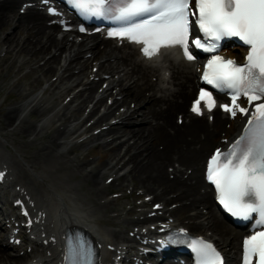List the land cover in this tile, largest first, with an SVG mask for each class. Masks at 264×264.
I'll return each instance as SVG.
<instances>
[{
	"label": "bare ground",
	"instance_id": "6f19581e",
	"mask_svg": "<svg viewBox=\"0 0 264 264\" xmlns=\"http://www.w3.org/2000/svg\"><path fill=\"white\" fill-rule=\"evenodd\" d=\"M19 2L20 0H0V34L9 28L12 29L2 39L0 35V45L7 48L5 53L11 59L9 66H13L17 58L23 55L25 61L19 70L23 64H35L29 74L40 72L41 75L30 84L29 94H24L23 91L18 93L17 105L8 109H3L0 106V129L5 131V135L2 133L5 137L8 136V128L12 127L11 133L13 134L23 137L33 136L29 140L30 142L39 138L44 139L41 147L35 151V159L24 154L21 148L20 151L29 162L27 167L35 170L32 175L39 179L45 185V191L50 193L46 203H36L37 210L34 214L38 218L36 223L39 235H43V237L41 236L42 240H50L45 249L51 248L52 244L57 245L54 232H61L72 226L87 228L102 243L104 253L109 252L107 249L109 244L119 245L121 241L135 242L129 236L108 228L109 223L113 221L108 213L115 212L118 215V210L117 206L113 207L112 201L108 199V195L111 193L110 185L103 179L113 175L118 188H124L125 182L130 178V183L133 186L141 187L144 191L149 192V195L157 198L158 203L162 206L160 209L165 210V213L168 212L170 216H176L181 220L188 218L199 220V222H189L188 224L196 232L209 230L216 234L219 245L226 253L227 261L229 264H235L242 235L224 225L214 213L210 189L202 175V159L209 144L215 142V145L219 143V145L225 146L237 135L243 123L242 117L230 121L228 117L220 114L221 111L215 110L212 113L213 121L208 122L203 116L199 117L194 112H190L186 103L196 89L195 67L182 60L176 61L174 57L170 58L173 54L168 55L169 58L165 60V63L169 61V76L167 77L165 74L162 79L159 77L158 82L151 78L160 75L159 70H161L163 62L154 66L147 63L139 65L138 55L131 48H113L110 44H106L108 42H102L106 45L103 48L92 44L86 50L92 49L94 58L92 60L91 58L80 59L79 56L86 51L84 47L89 43L79 44L78 48H75L77 45L75 41L70 44L66 41V35L63 37L57 35L58 27L56 25L46 23L47 15L42 10L29 8L26 13L21 14L17 9ZM229 54L235 55L231 51ZM113 56L117 58L118 65H112L107 60V62L103 61L97 65L99 68L96 74L107 71L113 73L112 76H114V73H117L118 69L122 67L128 75L127 79L113 78L110 80L109 86L103 90L104 93L115 99L113 90L119 86L120 90L117 94L124 95L121 102L114 100L112 105H107L105 96L100 94L96 97L97 92L100 91V83H92L89 80L84 81V79L89 77L90 73H94L92 70L89 72L93 60L98 63L97 61L103 57L111 58ZM77 67L78 70L75 72ZM60 70H63L62 73H59ZM67 72H69L68 75H66ZM42 78L49 82V86L46 88V91L49 90L48 92L52 91V87L53 90H56L62 86L60 96L63 97L69 95L74 89V82H78L77 85L81 83L86 86L53 114L49 127L31 124L27 120V117L33 115L42 118L51 111V109L40 107V102H35L37 96H34L29 102L31 111L26 116L21 115L26 105L22 102L23 99L35 92L37 85L42 82ZM22 79L23 77L19 78L14 84L15 89L20 85ZM70 79H73V83H70ZM132 79L135 80L127 86L125 80ZM167 80L171 86L161 87L160 85L163 84L161 82ZM158 90L163 93L159 94ZM58 98L59 96L56 102ZM74 102L77 103L73 105ZM89 103H92V107L89 114L83 118L81 117L82 113ZM132 103L134 107L136 105L134 109L130 106ZM56 104L60 105V101ZM101 105L105 106V112L95 120L93 126L90 125L91 128L100 126L101 123L112 118L115 122L132 118L143 119L144 123L139 126L129 124L121 126L111 123L107 130L101 128L99 132H93L87 137V142L104 139L102 143L95 146L104 151L97 152L98 156L95 160L90 161L86 157L81 158V156L71 157L72 149H67L66 141H62H68L67 134L70 129L67 123L71 117H74L79 130L91 114H97ZM113 105H115L114 108H112ZM121 106H126V110L121 112ZM140 112L143 115L142 118H138ZM179 114H182V125L172 120L176 119ZM187 116L189 119H186ZM225 122L232 123L229 129L224 125ZM223 133L225 135L222 137H227L229 140L224 142L221 140ZM116 134L118 137L115 138ZM111 136L112 138L109 139L108 137ZM124 136L127 138L122 140ZM117 138H121L119 143L116 142ZM130 140L133 142L130 143ZM127 143L129 145L125 147ZM87 147L91 146L88 144ZM65 157L69 158L68 160L74 168L69 165L72 172L63 179L66 184L70 185L73 184L72 181L77 182L76 185H71V188L68 189H64L63 184L55 183L49 179L48 173L50 172L46 169L48 166L52 168L55 166L64 172V164L67 163L63 160ZM113 160L115 162L112 163ZM126 166H129V169L121 174V170H124ZM187 168H192L190 175L185 171ZM59 169L57 170L59 171ZM0 170H7L8 175L12 176L16 183L23 184L25 190L33 193L30 188L33 183H30L26 171L16 161H8ZM78 174L79 176L82 174L83 178L76 179L75 176L78 177ZM59 181L64 180L60 179ZM77 191H82L85 195H81V198L71 197L73 194H78ZM25 200L28 201L27 198ZM172 203H178L179 207L171 209L169 205ZM139 205L145 206L146 202L142 201ZM101 208L105 209V215L98 214V210ZM132 210L134 209L132 208ZM192 211L194 212L192 213ZM165 219L163 214L155 218L145 216L142 219H133L127 225L135 223L139 226L146 222L153 224L156 221L165 222ZM248 224L250 222L246 223V226ZM175 226L180 225L176 224ZM148 231L151 232V230ZM31 240L36 246H39L37 239L31 238ZM32 258H38L35 262L38 264H57L60 260V253L56 252L55 247H52L50 254L40 255L36 248ZM1 262L24 264L20 257L10 255L7 250L0 248Z\"/></svg>",
	"mask_w": 264,
	"mask_h": 264
},
{
	"label": "snow or ice",
	"instance_id": "6c2138e0",
	"mask_svg": "<svg viewBox=\"0 0 264 264\" xmlns=\"http://www.w3.org/2000/svg\"><path fill=\"white\" fill-rule=\"evenodd\" d=\"M117 14L121 22L108 32L142 44L148 58L162 47L179 46L188 60L195 56L189 49L190 33H202L191 40L196 49L216 53L224 38H239L250 46L245 61L212 55L205 65L203 80L212 89L230 94L231 103L220 104L225 112L249 114L238 100L247 103L264 101V0H119ZM80 8L103 16L112 0H72ZM194 8L198 11H193ZM190 17H195L191 19ZM81 31H84L81 28ZM201 102L211 112L217 107L213 92L201 88L192 111L202 114ZM246 135L226 153L217 150L209 163L208 178L220 192V202L236 217L245 219L257 213L258 224L264 225V102L255 104L248 119ZM199 264H223L220 254L209 243L193 240ZM243 264H264V231H257L244 241Z\"/></svg>",
	"mask_w": 264,
	"mask_h": 264
},
{
	"label": "rangeland",
	"instance_id": "374dc122",
	"mask_svg": "<svg viewBox=\"0 0 264 264\" xmlns=\"http://www.w3.org/2000/svg\"><path fill=\"white\" fill-rule=\"evenodd\" d=\"M18 9V6H17ZM19 11V10H18ZM12 30L11 28L7 29L4 33H1V39L10 31ZM0 39V40H1ZM6 46L0 45V106L3 109H8L12 106H15L18 104L17 100L19 99L18 93L20 91H23L24 94L30 92L29 88H30V84L32 82L35 81L36 78H38L41 73H33V74H29V72L31 71V69L33 67H35V64H23L22 68L19 70L20 66L22 63H24L25 61V57L23 55L19 56L15 62V64L12 66H9V61H11V59H9V55L7 53H5L6 51ZM78 70V67L75 69V72ZM120 72L122 75L124 73V71L122 69H120ZM59 73H62V71H59ZM58 73V74H59ZM78 73V72H77ZM69 72L66 73V75H68ZM25 76V77H24ZM23 77L22 82L20 83V85L15 89L14 88V84L18 81L19 78ZM124 78H126V75L124 76ZM42 82H40L39 85H37L36 90L34 93H32L31 95H29L28 97H26L25 99H23V103H25L26 105L24 106L23 112H22V116H26L29 111H31V105L29 104L30 100L32 98H34V96H37L36 99V103H39V105L42 108H48L51 109V111L49 112L48 115H45L42 118H38L35 115L27 117V120L31 123V124H39L42 127H46L51 124V118L53 116V114L55 112L58 111L59 107L61 105H64L66 102L69 101V99H71V97L81 88H83V85H79L78 87H75L74 85H76L78 82H74L73 83V79H70V83H73L74 89L71 91V94L68 96H60V91L63 89L62 86H60V88L53 90V87L51 88L52 91L48 92L46 91V88L49 86V82L42 78ZM53 80V79H52ZM126 83H131L133 82V80H125ZM51 83V82H50ZM69 83V84H70ZM66 84V81H65ZM76 88V89H75ZM58 101H60V105L56 104V99L57 97ZM121 94H117L116 98L120 99L121 98ZM189 100V99H188ZM187 100L186 103V107L188 106L189 101ZM121 102V101H120ZM77 102H74L73 105H75ZM89 107L88 110L92 107V103L88 104ZM122 108L125 109V106H121ZM131 107H133V103L131 104ZM135 108V107H134ZM133 109V108H132ZM87 110V112H88ZM101 111H104V108H101ZM86 112L82 113V116H85ZM140 115V114H138ZM81 116V117H82ZM93 117V118H92ZM92 118V119H91ZM96 116L94 115H90L89 119H91L89 122H93L95 120ZM139 118H141V115L139 116ZM133 123L136 122L137 124L142 123L144 121L140 120H135L134 118L131 119ZM174 120V122H176V119H172ZM129 122V120H127ZM77 122V121H76ZM127 122V123H128ZM59 124V123H58ZM104 124V123H103ZM135 125V124H134ZM224 125L229 129L230 124H227L226 122L224 123ZM67 126L69 127V132H68V136L67 138L70 140L71 138V142L69 144H67V149H72V153L70 154V156H81L82 157H86V159H91V157L96 158L98 156L97 152H104L102 149H98L95 153V151L93 152H89L91 153L88 156H84L87 153V146L88 144H84L82 142V140L86 137V134H74L75 130L77 129V125L74 123V118L71 117V120L68 122ZM102 125H100L101 127ZM136 126V125H135ZM97 127V128H100ZM1 128V126H0ZM9 133L8 136L5 137L2 135V133L4 134V130L0 129V168L2 167V165H6V163L10 160H14L16 161V163L22 167L29 179H30V183L32 182V186L30 187L32 189V191L35 193L34 195V200L37 198H41V197H46L45 195L48 194L49 192L45 191V185L39 180L36 179L32 173L35 171L33 168L29 169L27 167V163H29L27 161V159L25 158V156L23 157V155L21 154L20 148L23 150V153L26 155L31 156L32 159H35V151L37 148L41 147L42 143L44 142V139L39 138L38 140L34 141V142H30L29 140L33 138V136L31 137H23V136H19L17 134H13L11 133L12 127L8 128ZM44 131V130H43ZM74 134V135H73ZM5 135V134H4ZM79 135V136H78ZM188 138V136H187ZM66 139V138H65ZM62 140V139H61ZM68 140V141H69ZM102 141V140H101ZM99 143V142H97ZM97 143H92V145H95ZM129 145V143H127V145H125V147H127ZM161 145V144H160ZM215 142H212L211 144H209L206 152L203 155V159H202V163H204V159L206 157V155L211 151V149L214 147ZM185 147V146H184ZM69 151V150H68ZM68 157L63 158L64 162L66 164H64V172H62V169H59L57 167L54 166V168H52L51 166L46 167V169L48 170V175H49V179H51L52 181H54L55 183L59 182L61 184L64 185V189H68L69 187L71 188V185H76L77 182L76 181H72L73 184H66L65 183V178L69 173L72 172L71 169H69V167L71 166V168H74L71 165V162L68 160ZM93 160V159H91ZM62 162V160H59ZM114 162V160L112 161V163ZM30 165V164H29ZM70 165V166H69ZM42 166V164H41ZM59 169V171L57 170ZM129 169V166H126V168L124 170L121 171V173H125V171ZM107 176V175H106ZM64 180V181H59L60 179ZM76 179H82L83 176L80 174H78V177L75 176ZM128 182L130 181V178H128L127 180ZM112 183H114V186L116 184L115 181H113ZM8 187V192H4L3 189L0 190V210H4L5 212H9L10 210H14L12 207V200L13 198H16V194H13L12 191L16 190L15 186H17L18 188L21 189V191H23V188H21L23 186V184H18L16 183L12 177L9 178V182L7 183ZM115 186V187H116ZM87 189V188H86ZM88 190V189H87ZM111 190H115V188L111 185ZM140 191H142L141 189H136L135 193L138 194ZM78 194H73L74 197L76 198H81V195H83L84 193L82 191H77ZM71 194V192H70ZM85 195V194H84ZM144 198V197H143ZM143 198L140 199H136L135 198V194L131 193L130 190H127L126 192H124V195L118 199H116V205L117 207L120 208V210L122 211V218L124 219L131 217L132 215L130 214H126V211L129 209L130 205L134 202H140ZM113 202L115 203V201L113 200ZM16 210V209H15ZM98 214L100 215H105V209L101 208L98 210ZM17 212V211H16ZM16 212H14L13 214H16ZM200 219V218H199ZM201 220V219H200ZM196 221H199L196 219ZM110 230H116L119 232H124L125 230H132L133 228L125 225L124 223L120 224V225H114L113 222H111V224L109 225ZM123 229V230H122ZM129 235V234H128ZM5 241H8V239H6ZM3 264V263H0Z\"/></svg>",
	"mask_w": 264,
	"mask_h": 264
}]
</instances>
